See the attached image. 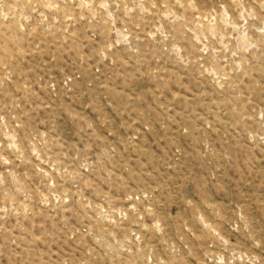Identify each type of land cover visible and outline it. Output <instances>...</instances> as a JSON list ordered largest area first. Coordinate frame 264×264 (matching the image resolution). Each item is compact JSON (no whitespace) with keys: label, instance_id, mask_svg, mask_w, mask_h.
Here are the masks:
<instances>
[{"label":"rangeland","instance_id":"1","mask_svg":"<svg viewBox=\"0 0 264 264\" xmlns=\"http://www.w3.org/2000/svg\"><path fill=\"white\" fill-rule=\"evenodd\" d=\"M0 264H264V0H0Z\"/></svg>","mask_w":264,"mask_h":264}]
</instances>
